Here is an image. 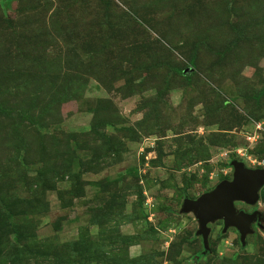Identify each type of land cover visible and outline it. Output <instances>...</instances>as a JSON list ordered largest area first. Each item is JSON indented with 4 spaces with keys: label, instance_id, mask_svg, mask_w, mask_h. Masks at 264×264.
I'll list each match as a JSON object with an SVG mask.
<instances>
[{
    "label": "rangeland",
    "instance_id": "rangeland-1",
    "mask_svg": "<svg viewBox=\"0 0 264 264\" xmlns=\"http://www.w3.org/2000/svg\"><path fill=\"white\" fill-rule=\"evenodd\" d=\"M235 160L264 169V0H0V264H264L181 212Z\"/></svg>",
    "mask_w": 264,
    "mask_h": 264
},
{
    "label": "water",
    "instance_id": "water-1",
    "mask_svg": "<svg viewBox=\"0 0 264 264\" xmlns=\"http://www.w3.org/2000/svg\"><path fill=\"white\" fill-rule=\"evenodd\" d=\"M234 178L232 181L221 182L212 192L202 195L197 200L186 199L182 213L195 212L199 222L197 234L203 238L206 252L210 250L209 224L217 221L224 222V233L236 229L245 247L249 235L255 233L253 226L264 231V213L255 211L249 213L239 210L237 202L254 206L259 202L260 192L264 188V169H251L245 163L237 160L232 162Z\"/></svg>",
    "mask_w": 264,
    "mask_h": 264
},
{
    "label": "flooded vegetation",
    "instance_id": "flooded-vegetation-1",
    "mask_svg": "<svg viewBox=\"0 0 264 264\" xmlns=\"http://www.w3.org/2000/svg\"><path fill=\"white\" fill-rule=\"evenodd\" d=\"M240 203H242V202H240ZM244 204H245V203H244ZM246 205H247V204H246ZM255 211H257V210H254V212H255ZM258 211H260V210H258ZM261 212H262V211H261ZM255 225L258 227V223H256ZM258 228H259V227H258ZM259 229H260V228H259ZM260 230H261V229H260Z\"/></svg>",
    "mask_w": 264,
    "mask_h": 264
}]
</instances>
